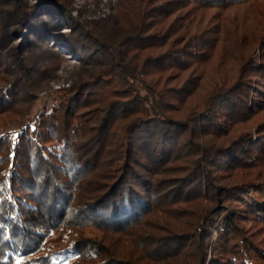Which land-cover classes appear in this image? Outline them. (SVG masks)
I'll list each match as a JSON object with an SVG mask.
<instances>
[{"label": "trees", "instance_id": "trees-1", "mask_svg": "<svg viewBox=\"0 0 264 264\" xmlns=\"http://www.w3.org/2000/svg\"><path fill=\"white\" fill-rule=\"evenodd\" d=\"M72 3L0 0V264H264V0Z\"/></svg>", "mask_w": 264, "mask_h": 264}, {"label": "rangeland", "instance_id": "rangeland-1", "mask_svg": "<svg viewBox=\"0 0 264 264\" xmlns=\"http://www.w3.org/2000/svg\"><path fill=\"white\" fill-rule=\"evenodd\" d=\"M118 0H73L72 8L70 11V17L76 19L79 23L86 21H96L103 19L113 12L115 4ZM66 57L70 55L66 53ZM258 60V56H256ZM73 61L67 60L63 62L56 73L55 79L50 83L49 89L44 93L40 94L39 100L35 105L32 115H38V113L44 107L53 109L56 106L57 98L56 92L65 88L69 85V74L73 71ZM50 246L53 249L61 248L63 246L62 236L59 232L52 233ZM69 255H64V258ZM65 262V261H64Z\"/></svg>", "mask_w": 264, "mask_h": 264}, {"label": "snow or ice", "instance_id": "snow-or-ice-1", "mask_svg": "<svg viewBox=\"0 0 264 264\" xmlns=\"http://www.w3.org/2000/svg\"><path fill=\"white\" fill-rule=\"evenodd\" d=\"M13 144L15 145V140H16V137L15 136H13ZM18 256H19V254H17ZM23 259V257H19V258H17L16 259V261H15V264H21V260Z\"/></svg>", "mask_w": 264, "mask_h": 264}]
</instances>
